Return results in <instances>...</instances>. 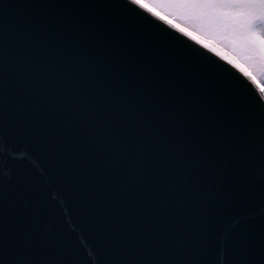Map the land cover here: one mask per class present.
I'll list each match as a JSON object with an SVG mask.
<instances>
[{
  "label": "snow or ice",
  "instance_id": "1",
  "mask_svg": "<svg viewBox=\"0 0 264 264\" xmlns=\"http://www.w3.org/2000/svg\"><path fill=\"white\" fill-rule=\"evenodd\" d=\"M138 13L226 65L257 102L139 31ZM261 45L264 0H8L0 264L75 262L41 226L37 165L102 237L101 264H264V100L225 58H259Z\"/></svg>",
  "mask_w": 264,
  "mask_h": 264
},
{
  "label": "water",
  "instance_id": "2",
  "mask_svg": "<svg viewBox=\"0 0 264 264\" xmlns=\"http://www.w3.org/2000/svg\"><path fill=\"white\" fill-rule=\"evenodd\" d=\"M7 2L8 0H0V7ZM131 23L158 44L196 63L208 74L220 80L226 87L231 88L241 99L249 103L257 102L258 97L254 90L238 74L183 38L178 37L176 33L167 29L164 25L144 13L134 14ZM243 73L252 82L261 99L264 100L256 83L246 72L243 71ZM29 166L28 162H25L22 165V170H26ZM31 174L39 180L41 188L48 196L47 203L40 213L41 226L45 233L66 244L76 253L74 264H101V261L97 260V256L101 260L103 259L104 241L99 234L90 228L83 213L76 208L74 197L65 195L64 189L56 186L54 178L50 179L39 165ZM28 203L31 207V202Z\"/></svg>",
  "mask_w": 264,
  "mask_h": 264
},
{
  "label": "rangeland",
  "instance_id": "3",
  "mask_svg": "<svg viewBox=\"0 0 264 264\" xmlns=\"http://www.w3.org/2000/svg\"><path fill=\"white\" fill-rule=\"evenodd\" d=\"M232 57L248 71L254 81L260 85L262 94H264V45H261V55L259 58L254 57L249 61H240L238 58Z\"/></svg>",
  "mask_w": 264,
  "mask_h": 264
},
{
  "label": "bare ground",
  "instance_id": "4",
  "mask_svg": "<svg viewBox=\"0 0 264 264\" xmlns=\"http://www.w3.org/2000/svg\"><path fill=\"white\" fill-rule=\"evenodd\" d=\"M213 50H216L215 45H213ZM218 54H221V53L218 52ZM225 58L228 59L230 63H233V62L235 61L234 66L237 67L238 70H239L241 73H243V71H244V72H246V73L249 75L248 71H246V69H245L243 66H241V65H240V64H239V63H238V62H237L232 56L227 55V56H225ZM241 70H243V71H241ZM243 74H244V73H243ZM249 76H250V75H249ZM251 78L253 79L252 76H251ZM262 95H263V98H264V94H262Z\"/></svg>",
  "mask_w": 264,
  "mask_h": 264
}]
</instances>
